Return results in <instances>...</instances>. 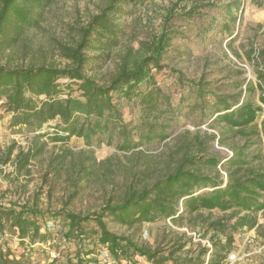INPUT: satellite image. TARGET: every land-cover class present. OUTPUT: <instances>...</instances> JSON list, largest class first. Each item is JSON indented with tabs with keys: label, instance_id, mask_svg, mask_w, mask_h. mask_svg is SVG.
<instances>
[{
	"label": "trees",
	"instance_id": "16d2710c",
	"mask_svg": "<svg viewBox=\"0 0 264 264\" xmlns=\"http://www.w3.org/2000/svg\"><path fill=\"white\" fill-rule=\"evenodd\" d=\"M148 1L105 0L99 12L77 30L72 44L61 47L66 67L12 65L11 60L0 65V112L11 117V127L33 135L30 149L20 152L13 161L16 172L41 156L45 146L41 139L51 134L48 128L54 130V141L68 143L79 138L88 146L105 144L131 152L161 145L170 136L169 130L180 124V116L197 115L198 126L225 124L237 136L257 134L260 142L264 139V118L261 134L246 132L264 115V50L256 59V65L262 67L257 71L256 87L248 83L242 91L244 83H236L231 85L234 91H229L204 80L193 83L178 77L180 97L175 104L173 93L159 84L171 43L183 37L172 29V10L161 32L149 42H141L137 49L133 44L136 39L128 35L127 19ZM55 2L0 0V57L8 50L26 47L28 34L40 29ZM210 2L177 3L189 5L185 18L202 23L205 17L197 10L211 8ZM238 13L236 1L225 5L221 20L211 19L210 32L216 31L232 45L239 35L235 30L240 21ZM112 62L113 73L98 77L99 70ZM214 139L206 136L208 143ZM204 143L196 139L199 154H193L194 143L182 144L172 171L149 187L130 188L118 203L109 202L98 213L81 215L66 210L42 211L28 205H0V264H206L207 259V264H226L235 242L230 234L256 229L257 216L264 212V167H246L262 155L250 156L240 149L230 161L236 169L225 183L219 176L201 174L203 168L216 167L219 162V158L203 154L209 148ZM11 156L12 151L7 152L0 164H9ZM2 178L6 175L0 171ZM202 210L231 212L236 221L232 226L213 223L211 227H217L225 241H214L197 256L177 255L181 247L164 252L139 245L108 228V222L131 228ZM57 254L65 260L63 263H59Z\"/></svg>",
	"mask_w": 264,
	"mask_h": 264
},
{
	"label": "rangeland",
	"instance_id": "374dc122",
	"mask_svg": "<svg viewBox=\"0 0 264 264\" xmlns=\"http://www.w3.org/2000/svg\"><path fill=\"white\" fill-rule=\"evenodd\" d=\"M104 1L56 0L40 29L28 34L27 46L4 52L0 65L11 60L12 65L44 63L66 67L68 62L61 56V47L72 44L77 30L99 12ZM233 1L239 4L240 21L235 27L239 35L230 45L226 37L222 39L216 31L210 32L209 27L213 17L221 20L223 7ZM177 2L149 0L127 19L128 35L136 39L133 44L137 49L141 42H149L160 33L166 15L171 10L174 13V20L170 22L172 29L183 37L171 43L167 59L162 63L166 68L161 72L159 82L163 89L173 93L174 103L177 104L180 97L178 77L193 83L204 80L229 91H234L235 87L231 85L236 83H244L242 91L248 83L256 87L257 71L262 69L256 65V59L264 50V0H211V8L207 6L197 10L200 16L205 17L202 23L185 18L184 14L190 7ZM114 67L113 62L104 65L98 77L112 74ZM179 118L180 124L169 130L170 136L161 145L151 149L141 147L131 152H121L105 144L88 146L79 138H72L68 143L54 141V130L48 128L46 131L51 134L50 138L41 139V143H45L41 156L18 173L13 161L20 152L30 149L33 135L11 127V117L0 112V161L12 151L11 162L5 166L0 164V171L6 175L0 180V205H28L42 211L66 210L81 215L98 213L107 203H118L130 188L140 190L149 187L172 171L182 144L194 143L193 154H199L197 138L209 146L203 153L206 157L219 158L218 166H207L200 171L204 176H219L226 183L229 174L236 169L230 161L242 148L250 156L262 155L261 159L246 167L254 170L264 167V139L260 142L259 135L240 137L235 131L230 132L225 124L198 126L197 115ZM263 118L264 115L246 132L254 130L261 134ZM209 135L215 137L210 143L206 141ZM223 137L225 139L222 140ZM235 219L231 212L202 210L196 214L183 213L173 220L131 228L108 222V228L118 236L129 237L135 243L152 249L169 252L181 247L177 255L191 257L197 256L202 249L211 248L214 241H225L217 227H211L213 223L232 226ZM257 219L259 227L256 229L230 234L235 242L226 264H264V212L259 213ZM49 227L54 225L50 223ZM105 257L103 253L102 259ZM60 258L59 263H63L65 260ZM141 264L148 263L143 261Z\"/></svg>",
	"mask_w": 264,
	"mask_h": 264
},
{
	"label": "built area",
	"instance_id": "2783aa9c",
	"mask_svg": "<svg viewBox=\"0 0 264 264\" xmlns=\"http://www.w3.org/2000/svg\"><path fill=\"white\" fill-rule=\"evenodd\" d=\"M182 202H183V201H181L180 207L182 206ZM180 211H181V212L183 211L182 207H181ZM168 220H170V219H168ZM207 263H208V259H207V261H206V264H207Z\"/></svg>",
	"mask_w": 264,
	"mask_h": 264
},
{
	"label": "crops",
	"instance_id": "0c3cea01",
	"mask_svg": "<svg viewBox=\"0 0 264 264\" xmlns=\"http://www.w3.org/2000/svg\"><path fill=\"white\" fill-rule=\"evenodd\" d=\"M258 224H259V222H258Z\"/></svg>",
	"mask_w": 264,
	"mask_h": 264
}]
</instances>
